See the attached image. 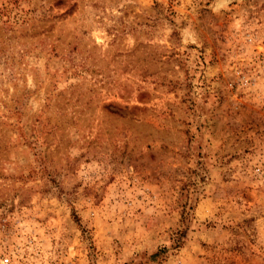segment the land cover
<instances>
[{"label":"rangeland","instance_id":"obj_1","mask_svg":"<svg viewBox=\"0 0 264 264\" xmlns=\"http://www.w3.org/2000/svg\"><path fill=\"white\" fill-rule=\"evenodd\" d=\"M0 264H264V0H0Z\"/></svg>","mask_w":264,"mask_h":264},{"label":"built area","instance_id":"obj_2","mask_svg":"<svg viewBox=\"0 0 264 264\" xmlns=\"http://www.w3.org/2000/svg\"><path fill=\"white\" fill-rule=\"evenodd\" d=\"M7 260H8V259H7L6 257L3 258V262H4V263H6Z\"/></svg>","mask_w":264,"mask_h":264},{"label":"trees","instance_id":"obj_3","mask_svg":"<svg viewBox=\"0 0 264 264\" xmlns=\"http://www.w3.org/2000/svg\"><path fill=\"white\" fill-rule=\"evenodd\" d=\"M156 252L152 253V255H154Z\"/></svg>","mask_w":264,"mask_h":264}]
</instances>
